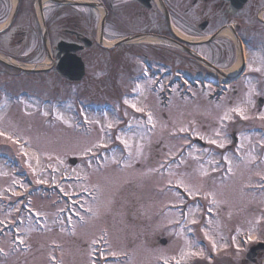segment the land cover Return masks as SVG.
Listing matches in <instances>:
<instances>
[{
	"label": "rangeland",
	"instance_id": "obj_1",
	"mask_svg": "<svg viewBox=\"0 0 264 264\" xmlns=\"http://www.w3.org/2000/svg\"><path fill=\"white\" fill-rule=\"evenodd\" d=\"M248 56L250 71L256 59ZM144 62L156 69L150 60L139 59L137 74L124 73L126 83L118 84L114 70L108 69L106 79L97 83L101 90L91 86L85 92L89 96L77 102L80 87L72 105L59 104L52 118L45 111L35 117L36 107L21 105L20 100L0 106V128L9 129L19 140L17 147L0 137V152L17 159L25 176L16 178L0 158V233H7L0 245L4 250L0 264H163L174 258L176 264H185L189 245H198L200 235L225 258L207 263L204 257V264H227L231 244L243 232H256L264 239V228L258 231L264 219V123H258L264 122V108L257 112V91L235 98L227 92L219 102L209 100V91H192V99L174 91L168 107L162 108ZM187 64L186 70H164L170 75L164 81L194 76L188 69L193 65ZM97 69L90 68L96 81ZM193 70L212 76L199 66ZM59 86L60 99L70 94ZM233 109L255 116L250 119L255 124L244 123L248 117ZM233 133L238 139L235 153H214L231 145ZM249 163L260 165L243 168ZM226 167H235L238 176L222 182L227 179ZM60 175L71 181L50 186ZM60 189L75 198L57 203ZM178 189L187 193V200ZM21 191L29 200L24 196L14 200ZM200 191L210 196L194 200ZM67 207L69 219L64 224L60 213ZM25 209L41 225L35 226ZM181 210L187 212L185 228L180 225ZM161 238L173 251H164L158 244ZM17 243L22 250L9 252L8 246ZM105 253L112 255L113 263L98 261Z\"/></svg>",
	"mask_w": 264,
	"mask_h": 264
},
{
	"label": "flooded vegetation",
	"instance_id": "obj_2",
	"mask_svg": "<svg viewBox=\"0 0 264 264\" xmlns=\"http://www.w3.org/2000/svg\"><path fill=\"white\" fill-rule=\"evenodd\" d=\"M56 2L0 0V106L10 107L20 100L21 105L36 107L35 117L45 111L52 118L59 104L72 105L80 87L77 102L89 96L85 92L91 86L101 90L97 83L106 79L108 69L114 70L118 84L126 83L124 73L137 74L139 59L150 60L159 71L186 67L187 63L200 65L182 45L215 67L222 60L221 67L241 68V74L230 84V94L244 97L246 91L255 90L262 103L257 112L263 110L264 0ZM248 54L256 59L251 71H247ZM77 63L83 70L79 82L59 77V65L74 73ZM96 66L97 81L90 72ZM59 85L70 94L60 99ZM248 114V120L255 117ZM235 148L226 146L225 150L234 154ZM231 171L237 173L235 167ZM230 253L234 258L228 264H264L263 249L254 251L251 261L238 248ZM207 256L201 249L193 255L190 249L185 264H204Z\"/></svg>",
	"mask_w": 264,
	"mask_h": 264
},
{
	"label": "snow or ice",
	"instance_id": "obj_3",
	"mask_svg": "<svg viewBox=\"0 0 264 264\" xmlns=\"http://www.w3.org/2000/svg\"><path fill=\"white\" fill-rule=\"evenodd\" d=\"M126 103H127V101H126ZM132 107L135 108L136 111H142V109L136 108L135 105H132ZM233 111H236V112L240 113L243 118H245V119L247 118L246 116H243V114L241 113V110L240 109H233ZM262 118H264V117H262ZM151 122H152V117H151V115H149V123H151ZM109 127H111V125H109ZM185 130L186 129H183V128L181 129V131H185ZM0 137H3L5 139H7V140H11L13 143H19V140L15 138V133L11 132L7 128H0ZM210 142L213 143V144L216 143L215 140H211ZM122 143H125V147H128L126 141H122ZM219 146L220 147H223V144H220ZM37 182L38 183H41L42 181H37ZM179 183L182 184V182H179ZM185 188H186V186H185ZM186 190H187V188H186ZM36 215H40V213H37ZM0 223H3V221H0ZM193 223H195V221H193ZM101 240L104 241L105 243H107V241L104 239L103 236L101 237ZM19 243L20 244H23L24 243V240H22V239L19 240ZM92 243L93 244H96L97 241L96 240H93ZM213 247H215V244H213ZM3 251L4 250L2 248H0V252H3ZM4 254L7 255V253H4ZM113 255H116V253H113ZM193 255H195V253H193ZM163 264H168V260L165 259L164 262H163Z\"/></svg>",
	"mask_w": 264,
	"mask_h": 264
},
{
	"label": "water",
	"instance_id": "obj_4",
	"mask_svg": "<svg viewBox=\"0 0 264 264\" xmlns=\"http://www.w3.org/2000/svg\"><path fill=\"white\" fill-rule=\"evenodd\" d=\"M193 56H194L197 60L202 61L200 58H198V57L195 56L194 54H193Z\"/></svg>",
	"mask_w": 264,
	"mask_h": 264
},
{
	"label": "bare ground",
	"instance_id": "obj_5",
	"mask_svg": "<svg viewBox=\"0 0 264 264\" xmlns=\"http://www.w3.org/2000/svg\"><path fill=\"white\" fill-rule=\"evenodd\" d=\"M236 70H233V69H231V72L230 73H232V72H235ZM233 74V73H232Z\"/></svg>",
	"mask_w": 264,
	"mask_h": 264
}]
</instances>
